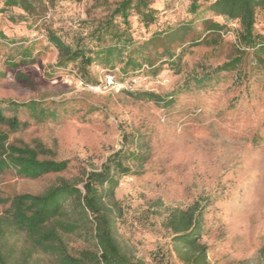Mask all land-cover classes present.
Returning <instances> with one entry per match:
<instances>
[{"label":"rangeland","instance_id":"1","mask_svg":"<svg viewBox=\"0 0 264 264\" xmlns=\"http://www.w3.org/2000/svg\"><path fill=\"white\" fill-rule=\"evenodd\" d=\"M121 1L33 0L25 12L0 0V101H35L50 112L40 120L20 112L27 126L8 141L39 148V160L68 161L64 171L35 179L13 167L0 171L6 264H61L62 248L72 258L95 251L94 224L75 198L49 222L59 240L46 248L3 217L17 196H42L61 183L83 193L86 174L100 170L123 135L149 149L114 192L127 256L183 264L168 221L194 210L208 264H264V50L241 44V22L209 10L216 0H151L153 20L132 8L127 25L110 16ZM254 20L252 38L264 43V5ZM113 30L125 35L117 41ZM50 35L82 49L90 63L59 66ZM201 76L211 81L196 85ZM145 92L153 99H142Z\"/></svg>","mask_w":264,"mask_h":264},{"label":"trees","instance_id":"2","mask_svg":"<svg viewBox=\"0 0 264 264\" xmlns=\"http://www.w3.org/2000/svg\"><path fill=\"white\" fill-rule=\"evenodd\" d=\"M3 2L6 6H17L23 11L29 12L32 9L33 0H3ZM150 2L151 0H122L112 10L110 16H120L124 24L127 25V17L130 10L134 8L138 11L137 13L143 22H151L153 10L149 7ZM262 5H264V0H216L209 6V10L216 15L225 16L229 20L238 19L244 32L240 39L241 44L248 48L255 49L257 46V48L264 50V43L255 44L251 35L255 21L254 11ZM105 26L106 29L114 28L109 22H106ZM186 27L183 25L184 33L188 30ZM216 27L218 26L216 25ZM210 29L208 30L210 31ZM123 31L125 30L112 31L117 41L125 35ZM49 40L58 51L57 63L59 66L74 65L77 60L90 63V58L85 57L82 49L65 45L54 35H50ZM236 61L234 59L224 64V69ZM127 62L131 64V60H127ZM210 81L211 77L195 78V84L200 86H204ZM144 97L149 100L153 99L154 96L145 92L141 98L144 99ZM169 98V100L161 99L160 101L163 105H170L172 97L169 96ZM156 99L159 101L158 98ZM23 111L30 112L39 120L46 119L50 115L49 108L43 107L39 102L0 101V171L13 167L19 175L29 179L64 171L68 166L67 160H39V148H31L27 145L18 147L9 143L10 135L27 126V123L18 117V114ZM138 137L122 136L120 148L106 158L100 170L86 174L83 193L75 185L61 183L42 196L21 195L12 198L6 215L3 217L7 227L25 232L34 246L49 247L50 242L59 240L56 232L48 227L49 222L63 214L61 204L65 199L75 198L78 200L81 213H88L94 224L95 251H81L79 258H72L62 248L59 250L61 252V264H144L142 260L127 256L118 241L117 219L121 216V209L114 198L119 180L133 173L132 165H141L149 157V149ZM193 212L194 210L183 213L178 218L174 215L170 217L168 221V227L172 231L170 241L173 251L183 264H208L207 246L199 243L202 233L201 220L196 219L194 221L193 217L196 211ZM69 226L73 227L74 224H69ZM261 252L264 253V249ZM0 264H6L1 245ZM241 264L248 263L243 262Z\"/></svg>","mask_w":264,"mask_h":264}]
</instances>
